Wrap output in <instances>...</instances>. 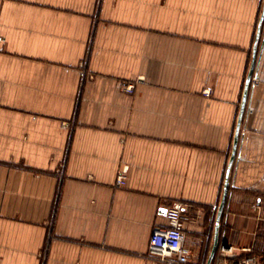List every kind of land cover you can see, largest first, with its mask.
I'll use <instances>...</instances> for the list:
<instances>
[{
  "label": "crops",
  "instance_id": "1",
  "mask_svg": "<svg viewBox=\"0 0 264 264\" xmlns=\"http://www.w3.org/2000/svg\"><path fill=\"white\" fill-rule=\"evenodd\" d=\"M263 10L0 0V264H160L174 204L207 264ZM257 58L220 231L239 249L264 222V24Z\"/></svg>",
  "mask_w": 264,
  "mask_h": 264
},
{
  "label": "built area",
  "instance_id": "2",
  "mask_svg": "<svg viewBox=\"0 0 264 264\" xmlns=\"http://www.w3.org/2000/svg\"><path fill=\"white\" fill-rule=\"evenodd\" d=\"M3 38L0 37V44ZM126 92L132 93L135 85L126 84L123 86ZM118 185L127 184V175L123 171L118 176ZM168 226L154 230L149 252L150 255L157 258L160 264H195L193 255L186 247V224L194 221V217L186 206L174 204L167 210ZM250 249H238L234 245H220L218 251L217 264H264L263 261L255 256H243L242 252H248Z\"/></svg>",
  "mask_w": 264,
  "mask_h": 264
},
{
  "label": "water",
  "instance_id": "3",
  "mask_svg": "<svg viewBox=\"0 0 264 264\" xmlns=\"http://www.w3.org/2000/svg\"><path fill=\"white\" fill-rule=\"evenodd\" d=\"M263 24H264V10H263V14H262V17H261V20L259 23L257 39L255 42L254 60L252 63L251 71H250L248 78H247V81H246V87H245L242 105H241V111H240V115H239L238 127H237L236 135H235L233 154H232V157H231V160L229 163L226 181H225L224 194H223L222 202H221V204L219 206V210H218L216 226H215L214 244H213V248H212V251H211V254H210V257L208 259L207 264H213L220 245H225V246L229 245L228 243H224V242L221 243L220 231H221V226H222V216L224 213V209H225V206L227 203V198H228V194H229V190H230L231 171H232V167H233V164H234L236 156H237V151H238V146H239V141H240L241 128H242V122H243L244 115L247 111L249 92H250V89H251L252 84H253V77H254V73L256 71V67H257V63H258L257 51H258L259 41H260L261 36H262Z\"/></svg>",
  "mask_w": 264,
  "mask_h": 264
},
{
  "label": "rangeland",
  "instance_id": "4",
  "mask_svg": "<svg viewBox=\"0 0 264 264\" xmlns=\"http://www.w3.org/2000/svg\"><path fill=\"white\" fill-rule=\"evenodd\" d=\"M256 81L257 80H254V83H256ZM248 225H250V230L248 232L244 231L242 232L243 234L238 232V241H240L241 244H244L245 247H247L246 249H250V251L242 252L241 254L244 257L255 256L264 261V222H258L255 220Z\"/></svg>",
  "mask_w": 264,
  "mask_h": 264
},
{
  "label": "trees",
  "instance_id": "5",
  "mask_svg": "<svg viewBox=\"0 0 264 264\" xmlns=\"http://www.w3.org/2000/svg\"><path fill=\"white\" fill-rule=\"evenodd\" d=\"M214 225H215V223H214ZM218 251H219V249H218ZM217 262H218V252H217V255H216L215 259H214L213 264H217ZM263 262H264V261H263Z\"/></svg>",
  "mask_w": 264,
  "mask_h": 264
}]
</instances>
